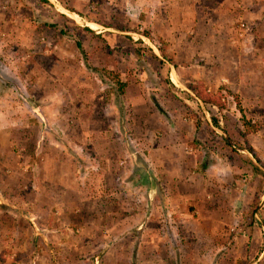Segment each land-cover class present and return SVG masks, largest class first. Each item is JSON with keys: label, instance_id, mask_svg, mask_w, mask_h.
Here are the masks:
<instances>
[{"label": "rangeland", "instance_id": "1", "mask_svg": "<svg viewBox=\"0 0 264 264\" xmlns=\"http://www.w3.org/2000/svg\"><path fill=\"white\" fill-rule=\"evenodd\" d=\"M47 1L0 0V264H264V0Z\"/></svg>", "mask_w": 264, "mask_h": 264}, {"label": "trees", "instance_id": "2", "mask_svg": "<svg viewBox=\"0 0 264 264\" xmlns=\"http://www.w3.org/2000/svg\"><path fill=\"white\" fill-rule=\"evenodd\" d=\"M45 2H48L47 0H44ZM52 27H56V28H59L57 27L56 25H52ZM87 30L89 32L92 33V31L90 29L87 28ZM61 33H63V31L60 29L59 30ZM142 38H145L149 41H151L153 44L155 43V40L154 38L148 34V33H140L139 34ZM138 44L142 45L143 44V41L141 39H139L138 41ZM157 44H158V49H159V53H160V56H157L153 49L149 48V47H145V44H143V51L147 52L151 57H153L155 60H157L160 64H164V63H168V62H171V60L169 59L168 57V53H167V50L169 49L167 47V44L166 43H163L161 40H159V42L157 41ZM79 48L81 49L80 45L78 44ZM82 50V49H81ZM140 50L137 51V54L139 55V52ZM140 57H141V54H140ZM114 79H115V85H117L118 89H119V93L121 94L123 92V89H124V84L121 83L120 81V78L119 76H114ZM188 90L191 92V95L189 94V96L193 97L195 100L199 101V102H202L205 106H216L217 108L219 109H222L224 108V101H222L221 99V96H215L211 93H208L206 91V88H203L201 86H196V85H190L188 87ZM198 102V104H199ZM200 108V107H199ZM244 126L246 128V131L244 133L241 134V138L243 139V145L240 144L239 146L241 147V149H245L249 154H251L259 163V165H256L254 162H252V167L254 169L255 172H262L261 168H264V163H262L258 157V153L256 152V150L249 144L248 140H247V136L249 134H251V130L248 129V126L250 123H246L244 122ZM248 124V125H247ZM252 130H254L255 127H250ZM240 264V263H238Z\"/></svg>", "mask_w": 264, "mask_h": 264}, {"label": "crops", "instance_id": "3", "mask_svg": "<svg viewBox=\"0 0 264 264\" xmlns=\"http://www.w3.org/2000/svg\"><path fill=\"white\" fill-rule=\"evenodd\" d=\"M208 26H209L210 29H212V28H218L221 25H214L213 23H211V25L209 24Z\"/></svg>", "mask_w": 264, "mask_h": 264}]
</instances>
